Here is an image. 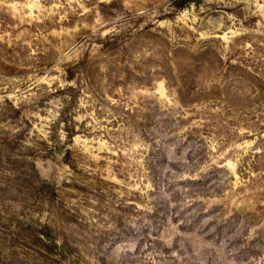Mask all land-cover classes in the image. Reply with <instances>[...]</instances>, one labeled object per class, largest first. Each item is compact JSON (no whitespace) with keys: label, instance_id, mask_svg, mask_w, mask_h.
I'll list each match as a JSON object with an SVG mask.
<instances>
[{"label":"rangeland","instance_id":"rangeland-1","mask_svg":"<svg viewBox=\"0 0 264 264\" xmlns=\"http://www.w3.org/2000/svg\"><path fill=\"white\" fill-rule=\"evenodd\" d=\"M0 264H264V0H0Z\"/></svg>","mask_w":264,"mask_h":264}]
</instances>
